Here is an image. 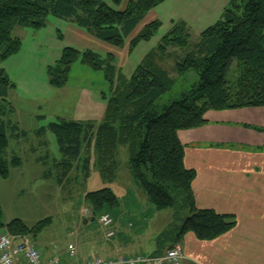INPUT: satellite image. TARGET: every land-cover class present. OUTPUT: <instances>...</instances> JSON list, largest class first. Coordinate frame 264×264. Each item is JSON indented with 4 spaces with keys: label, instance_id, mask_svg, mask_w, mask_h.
Masks as SVG:
<instances>
[{
    "label": "trees",
    "instance_id": "trees-1",
    "mask_svg": "<svg viewBox=\"0 0 264 264\" xmlns=\"http://www.w3.org/2000/svg\"><path fill=\"white\" fill-rule=\"evenodd\" d=\"M163 1L129 0L124 8L114 9L102 0H0V61L21 47L20 39L12 37L15 26L39 29L46 25L49 15L71 20L99 41L121 47L148 12ZM160 24L154 19L141 28L131 37L129 50L140 40H149ZM189 38L185 22L174 23L128 79L111 63L112 53L102 58L96 52H81L69 46L63 49L55 65L47 69L49 83L54 87L66 84L76 60L104 71L110 90L102 123L95 126L59 118L48 129L56 137L67 170L82 157L84 149L89 150L95 138L98 174L110 184L117 178L118 150L120 146L127 147L136 185L156 209L174 210L172 225L157 241L158 251L168 242H179L187 231L200 239H213L235 225L233 216L195 205L192 192L195 171L184 165V147L177 131L202 126L206 122L204 113L210 109L264 106V0H230L221 18L204 29L196 43H190ZM175 46L183 48V55L175 59L174 71L179 75L195 71L198 79L177 97L163 101L175 81L160 62L175 56L168 52V47ZM233 66L238 73L231 78ZM12 87L9 75L0 69V176L3 178L8 176L10 166L19 164L17 156L12 160L6 157L8 131L18 129L7 118L12 111L8 101ZM82 161L86 169L88 156ZM86 200L98 216L119 206V199L110 187L89 191ZM182 207L189 208L185 220L179 213ZM4 227L14 234L35 235L41 229L28 226L20 218L4 223L0 206V228Z\"/></svg>",
    "mask_w": 264,
    "mask_h": 264
},
{
    "label": "rangeland",
    "instance_id": "rangeland-1",
    "mask_svg": "<svg viewBox=\"0 0 264 264\" xmlns=\"http://www.w3.org/2000/svg\"><path fill=\"white\" fill-rule=\"evenodd\" d=\"M102 1L114 9H120L129 0L120 3L114 0ZM229 4L230 0H164L148 12L147 17L121 47L109 46L87 34L71 20L52 15L48 16L46 25L39 29L15 26L12 37L20 39L21 47L17 53L0 61V69L7 72L13 84L8 95L12 111L7 114V118L18 126L14 132L8 131L6 157L8 160H12L13 156L19 158V164L10 166L6 178L0 176L3 222L20 218L32 228H41L36 232V237L50 239L55 236L58 243L66 247L74 244L79 250L78 237L89 238L91 229L97 226L104 229L96 223L99 216L93 212L94 207L86 200V194L110 187L120 205L104 210L101 214L108 213L114 220L111 227L116 223L124 233H128L130 239L136 240L134 246H140L141 251L136 250L130 255L156 253L160 234L172 225L174 210H158L146 201V195L131 175L127 147L120 146L118 150L120 165L117 178L110 184L98 174L95 138L89 150L84 149L82 157L67 170L62 164L63 156L56 137L48 129V125L59 118L94 123L95 126L102 123L110 90L104 71L94 70L76 60L71 66L66 84L54 87L49 83L47 69L55 65L63 49L69 46L81 52H96L102 58H105L106 53H112L111 63L117 72L128 79L142 58L158 47L162 36L174 23L185 22L189 41L194 44L204 29L221 18ZM154 19L161 23L158 31L149 40H140L129 50L131 37ZM182 49L177 46L168 47V52L175 56L171 55L160 62L175 81L172 90L163 96V101L177 97L198 79L195 71L180 75L174 71V61L183 55ZM232 68L230 77L234 78L238 69L236 72L237 67ZM87 156L89 162L85 169L82 158ZM179 213L181 219L185 220L189 208L182 207ZM87 224L92 227H86ZM0 234L10 235L13 240L16 239L15 242L27 238L38 248L34 241L36 234H14L5 227L0 228Z\"/></svg>",
    "mask_w": 264,
    "mask_h": 264
},
{
    "label": "crops",
    "instance_id": "crops-1",
    "mask_svg": "<svg viewBox=\"0 0 264 264\" xmlns=\"http://www.w3.org/2000/svg\"><path fill=\"white\" fill-rule=\"evenodd\" d=\"M204 119L202 126L177 131L184 147V165L195 171V205L233 216L235 225L213 239H200L187 231L179 242H168L161 251L151 254L179 244L182 264H264V106L210 109ZM115 224L116 234L111 238H106L97 225L89 238L78 237L75 259L141 251L140 246H134L136 240ZM54 237L35 238L42 260L48 264L60 257L66 263L67 247ZM14 264L24 263L18 257Z\"/></svg>",
    "mask_w": 264,
    "mask_h": 264
},
{
    "label": "built area",
    "instance_id": "built-area-1",
    "mask_svg": "<svg viewBox=\"0 0 264 264\" xmlns=\"http://www.w3.org/2000/svg\"><path fill=\"white\" fill-rule=\"evenodd\" d=\"M99 223L104 227V235L111 238L115 235L111 227L112 218L108 214H103L99 218ZM8 234H0V264H14L16 258H21L25 264H45L42 260L41 252L33 246L29 239L23 238L19 242ZM77 249L74 244H69L66 249L68 261L60 257L52 258L48 264H182L183 253L179 244L167 248L159 254H119L115 257L91 256L82 260H76Z\"/></svg>",
    "mask_w": 264,
    "mask_h": 264
}]
</instances>
